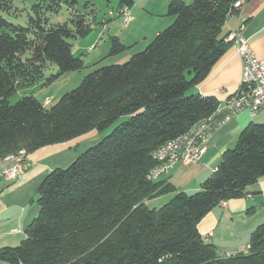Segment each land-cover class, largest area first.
<instances>
[{"label": "trees", "instance_id": "16d2710c", "mask_svg": "<svg viewBox=\"0 0 264 264\" xmlns=\"http://www.w3.org/2000/svg\"><path fill=\"white\" fill-rule=\"evenodd\" d=\"M242 0H171L173 23L146 49L122 65L101 67L51 106L34 97L14 104L17 90L35 83L48 64L58 72L43 82L83 66L69 39L91 30L84 15L43 26H14L0 15V160L19 152L69 142L117 125L65 169L51 171L38 189L40 211L19 247L0 250L5 264H264V223L249 240L248 254L220 257L197 231L200 220L220 202L242 198L264 177V124H250L225 151L215 172L193 194L176 192L162 178L146 179L156 165L152 154L219 106L213 97L188 92L203 82L232 44L223 32ZM247 0H243L246 2ZM57 12L77 0H50ZM131 8L133 0H117ZM87 3L83 6L86 7ZM11 0H0V12ZM39 5L33 7L37 14ZM74 14V13H73ZM121 15V14H120ZM32 25V26H31ZM116 38L110 55L124 51ZM166 177V176H164ZM172 194L157 209L146 201Z\"/></svg>", "mask_w": 264, "mask_h": 264}, {"label": "crops", "instance_id": "0c3cea01", "mask_svg": "<svg viewBox=\"0 0 264 264\" xmlns=\"http://www.w3.org/2000/svg\"><path fill=\"white\" fill-rule=\"evenodd\" d=\"M170 1L133 0V6L128 8L131 21L123 27V31L119 34L113 33L110 38H116L126 47L139 43L140 40H143V43L147 42L146 40L151 37L153 40L158 33L163 31V26H166L162 20L157 23L158 18L162 17L159 16L163 10L161 4H164L166 9L164 11L167 13ZM137 3H141L145 11H141ZM74 8L75 6L72 7V12ZM95 8L94 2H87L83 11L75 10L73 15L82 14L87 23L91 20L95 23L98 22L94 14ZM117 10L120 14V10L118 8ZM148 11L152 13L148 14ZM113 14V11H109L108 18H101L97 24L103 26L104 30ZM146 17L153 21L150 25L145 22ZM139 25L142 26L141 29ZM240 26L243 27L241 35L247 40L255 56L264 60V0L243 2L239 12L227 18L223 32L225 34L236 32ZM115 30L109 29L106 32H116ZM96 31L98 33L95 34L94 42L101 34L100 28ZM93 46L94 44H91L88 48L91 49ZM241 70V57L236 45L231 44L214 65L208 77L188 93L215 98L219 103L215 119L221 120L225 114L226 99L236 92L240 83ZM50 103V99H46L42 105L48 106ZM253 123L264 124V110L255 116H251L247 111L229 116L212 131L198 164L177 167L162 179L171 184L176 192L195 193L201 184L215 172L222 154L236 145L241 131ZM101 134L103 135V133L91 131L69 142L46 146L34 151L26 156L27 169L14 180H8L2 175L4 171L13 166L14 162L10 160L0 162V250L15 249L26 239L25 230L39 215L38 189L45 177L53 170L68 167L86 151L85 148L103 138ZM88 139L91 141L85 142ZM165 197L170 200L172 194L146 201L145 205L150 209H157L159 201ZM263 223L264 177H261L245 189L242 198L231 199L225 202V206L218 204L212 208L198 223L197 231L202 240L213 245L218 255L221 256L240 253L249 246L251 234ZM0 264L5 263L0 262Z\"/></svg>", "mask_w": 264, "mask_h": 264}, {"label": "rangeland", "instance_id": "374dc122", "mask_svg": "<svg viewBox=\"0 0 264 264\" xmlns=\"http://www.w3.org/2000/svg\"><path fill=\"white\" fill-rule=\"evenodd\" d=\"M184 1L183 2L185 4H191L194 0H184ZM87 2L95 3L96 8L94 14L98 22L93 23L92 20L88 22L90 23L91 30L84 37H76L75 39L68 40V42L72 46L73 55L79 56L82 59L83 61L82 68L78 71L64 74L55 81H53L52 83L46 86H42L43 82H45L47 78L57 74L58 72V69L54 64H48L46 68L43 70V75L40 79H37L35 83L30 86L17 90L16 93H14L9 98L8 101L10 104H14L15 102H17L18 100L24 97L31 96L34 97L37 101L41 102L42 104L46 99H50L51 103L49 106H51L55 104L60 99L61 96L76 89L86 75L92 73L97 69H100L101 67H105L109 65H122L126 63L133 55L143 52L146 49L148 43L152 41V37H151L149 38V40H146L147 42L144 41V43L142 42L143 40H140L139 43H134L130 47H126L123 45L124 47H126L124 51L116 55H110L109 53L110 40H111L110 37H112L113 33L119 34L120 31H123V27L127 26L124 25L122 16L118 13L117 0H109V1L108 0H77L73 12L70 9V7L67 6L66 4H62L57 12L50 10L48 8L51 4L50 0H11V8L5 12L4 11L0 12V15L4 19H6L7 22H9L10 24L23 28L30 27L31 18L36 19L37 16H40L43 21V26L49 27V26H54L57 24L68 22V20L72 17L75 10L77 12L84 10L83 5ZM35 5H39V8L37 9L38 10L37 14L34 13L33 11V7ZM137 7L141 9V11H145V8L141 3L140 4L137 3ZM158 7H160V5ZM161 8L163 10L160 12L159 16L162 17L158 18L157 23L160 20L165 22L166 26H163L162 28L164 30L173 23L174 17H170L167 15V13H165L164 4H161ZM109 11H113L114 14L110 19V21H107V24L105 25L106 28H104L103 30V26H99V24L97 23L101 21V18L104 17L108 18ZM149 13L152 12L148 11V14ZM155 15L156 14L153 13L154 17H156ZM145 22L147 23V25H150L151 22L153 21H151V19L146 17ZM95 27L100 28L101 31V34H99V38L96 39V42H94L95 41L94 38L96 36L95 34L98 33V31H96V29L98 30V28ZM138 27L139 29L142 28L141 25H139ZM109 29L110 30L116 29L115 30L116 32L114 31L106 32ZM91 44H94V46L93 48L89 49L88 47ZM117 124L118 122L114 123L111 127H109L104 132H102L103 135L102 134L101 135L103 137L108 135ZM90 141L91 139H88L85 142H90ZM99 141L95 142L93 145L85 149L87 150L90 147H93ZM19 153L17 155H19ZM17 155L9 156L6 157L5 159H1L0 162H4L5 160L13 161V159L11 158L16 157ZM168 201L169 199L167 197L161 199L158 204L159 208L164 204H166Z\"/></svg>", "mask_w": 264, "mask_h": 264}, {"label": "built area", "instance_id": "2783aa9c", "mask_svg": "<svg viewBox=\"0 0 264 264\" xmlns=\"http://www.w3.org/2000/svg\"><path fill=\"white\" fill-rule=\"evenodd\" d=\"M242 4L243 0L237 2L235 7L238 8ZM120 14L124 25H127L131 20L128 9H121ZM242 29L243 27L240 26L236 32L229 33L225 38L226 42L236 45L242 60V70L236 92L229 96L224 103L225 114L222 119H215L219 110L218 106L214 114L197 122L187 132L157 149L152 154L156 165L147 174L146 179L148 181H158L169 175L177 167H189L198 164L212 131L229 116L242 111H247L251 116H255L264 110V60L255 56L247 40L241 35ZM11 159L14 162L13 166L2 173L8 180L16 179L28 167L24 152H20L19 155ZM219 205L225 206V202H220ZM249 249V246L245 247L240 254H248ZM234 255L236 254H224L220 257L228 258Z\"/></svg>", "mask_w": 264, "mask_h": 264}]
</instances>
